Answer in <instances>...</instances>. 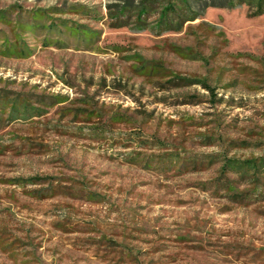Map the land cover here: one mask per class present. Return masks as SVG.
<instances>
[{
    "label": "rangeland",
    "instance_id": "obj_1",
    "mask_svg": "<svg viewBox=\"0 0 264 264\" xmlns=\"http://www.w3.org/2000/svg\"><path fill=\"white\" fill-rule=\"evenodd\" d=\"M114 1L0 0V264H264V1Z\"/></svg>",
    "mask_w": 264,
    "mask_h": 264
},
{
    "label": "trees",
    "instance_id": "obj_2",
    "mask_svg": "<svg viewBox=\"0 0 264 264\" xmlns=\"http://www.w3.org/2000/svg\"><path fill=\"white\" fill-rule=\"evenodd\" d=\"M257 1L260 4L264 0H257ZM132 2H133V0H120L118 2L117 1H114L112 4H114V5H120V7H121L120 9H127V8H130L129 6H130V3H132ZM180 2L184 6L185 5H188L187 0H180ZM138 4L140 5V3H138ZM139 5H136L135 4V7L136 6L138 7ZM165 9H166V11H167V9L173 11V8L169 4H167L165 6ZM194 16H192V17H194ZM164 17L165 16L163 15L162 16V19H164ZM166 21L168 23L167 25H171L173 23L172 20H166ZM178 22H179V19H177V21L174 22V25L175 26L178 25ZM38 25H41V24H38ZM55 43H58V41H56ZM114 45H116V44H114ZM14 106H15V103H12L11 109H13ZM36 109H37L36 112H38V110H40V108H36ZM225 164L228 165L230 167V169H232V171L237 172V175H239V176H243L244 177L245 175H252V174L254 175L255 172H260V174H261V169L262 168L259 165V164H261L260 161H256L255 159H252V158L241 159V160L227 159V161L225 162ZM221 169L224 170L223 166H222Z\"/></svg>",
    "mask_w": 264,
    "mask_h": 264
}]
</instances>
